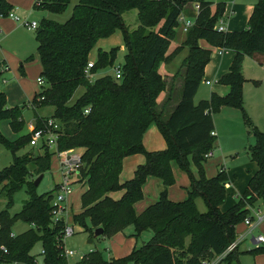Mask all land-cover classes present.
Masks as SVG:
<instances>
[{
	"label": "trees",
	"instance_id": "16d2710c",
	"mask_svg": "<svg viewBox=\"0 0 264 264\" xmlns=\"http://www.w3.org/2000/svg\"><path fill=\"white\" fill-rule=\"evenodd\" d=\"M190 1L198 4V10L189 9L186 0H77L65 22L43 18L38 23L35 40L45 85L35 93L30 105L34 114L37 108L53 107L50 117L60 127L56 152L81 150L76 180L84 182L86 188L73 221L89 237H93L96 228H101V236L108 238L128 226L133 227L132 236L136 239L143 231L152 232L146 242L133 246L124 257L106 259L100 251L92 250L73 264H207L224 254L237 237L236 226L246 217L251 218L250 209L264 201V132L253 129L255 143L249 153L257 168L236 202L226 210L220 207L230 183L227 172L220 168L215 176L207 178L202 166L216 138L212 134V113L222 106L242 107V58L264 55V0L253 5L246 28L223 32L217 31L216 25L223 16L224 2ZM69 2L36 0L34 7L61 13ZM11 9L7 0H0L1 16H7ZM131 9L137 10L138 26L129 32L122 14ZM180 14L193 17L194 24L186 31L181 45L165 55L168 41L176 35L174 27ZM117 30L122 32L127 49L121 77L107 74L89 79L84 69L91 51ZM200 40L217 49L231 50L234 56L217 80L228 86L227 94L221 96L212 91L208 99L195 103L194 96L211 54V49L199 45ZM184 47L187 54L181 64L182 72L173 76L182 77L180 98L165 116L175 88L170 84L165 104L158 106L156 97L168 85L158 67ZM96 49L92 75L113 64L117 47ZM6 69L0 63V77ZM79 87L82 91L72 101ZM5 99L0 90V120H8L10 129L19 132L24 126L22 108L6 107ZM35 116V126L40 127L45 117ZM151 124L162 135L164 149L144 148L143 134ZM29 140L30 133L11 141L0 132V145L13 155V162L0 170V196L4 193L8 199L6 208L0 210V264H39L31 253L38 242L43 250L39 253L41 264H70L58 247L64 220L53 219V189L39 194L29 178L49 169L54 152L41 145L37 156H16V151L28 145ZM138 153L144 156V162L136 166L131 178L120 181L123 159ZM188 154L192 155L199 176L192 178L185 199L173 201L167 196V189L174 182L171 162L187 169ZM149 177L160 181L158 199L136 213L135 205L143 198V185ZM24 185L28 198L20 211L11 215L8 208L13 194ZM118 190H123L122 195L112 198L110 193ZM198 196L207 205L206 212L198 211ZM16 221L28 223L29 228L13 234L11 228ZM261 251L264 245L249 250ZM237 254L238 247L225 253L216 264H230Z\"/></svg>",
	"mask_w": 264,
	"mask_h": 264
},
{
	"label": "rangeland",
	"instance_id": "374dc122",
	"mask_svg": "<svg viewBox=\"0 0 264 264\" xmlns=\"http://www.w3.org/2000/svg\"><path fill=\"white\" fill-rule=\"evenodd\" d=\"M7 1L12 5L10 13L16 15L18 20H12L8 16H0V63L7 66L5 73H3L0 77V90L5 94L6 107L17 105L22 108V119L24 122V126L21 131L13 132L9 127L8 120H0V132L7 139L12 141L20 135L29 134L27 121L36 119L35 114L37 116L42 115L43 110H45V115L47 116L51 113L52 109V107L37 108L34 114L33 110L29 106V102L33 99L35 93L40 92L41 90V87L36 81L37 77L40 76L41 65L37 54V43L35 40L36 30H28L23 22L25 20H34L39 23L41 19L45 18L63 23L70 17L72 8L77 3V0H70L67 8L61 13L35 8L34 3L36 0ZM186 1L188 4L192 3L190 0ZM206 1L214 3L218 1L225 2L228 11H233L232 16L240 15L238 26H241V14L245 15L248 14V12L251 13L253 5L257 0ZM192 6H194V4H192ZM211 9L213 10L214 7H211ZM122 17L129 32L138 26L136 9L124 12ZM247 21L245 28L247 27ZM174 31L176 32L175 36H178L181 33L185 34V32L182 31V24L179 21L174 27ZM168 42V46L165 48V55H170L177 48V44L174 40H170ZM97 47H102L104 50L117 47L116 55L111 66L98 70L95 75L89 76V79L107 74L113 76L114 69L119 65L122 66L125 54L127 53L122 32L117 30L109 38L99 41L90 53V61H95ZM178 55V58L176 59V66L182 63V58L185 53H181L180 50ZM29 57L32 58L28 59ZM225 57L226 56L224 55L221 58V56L218 55L217 48L211 49L210 59L204 68L197 92L194 96V100L196 102L200 99H208L210 92H212L218 85L214 79L216 74L222 68V61H224ZM258 59L262 61V64L259 63ZM162 66L163 64L160 63V68L158 67L159 73H164ZM241 73L244 78L241 86L242 107L222 106L212 113L214 126L217 131V136L213 142V148L210 151L211 153L213 151V156H208L207 160L202 162L204 173L207 178L215 176L218 170L223 168L227 172L229 179H232V183L226 186V200L222 210L227 209L236 202L248 178L257 168L256 163L251 160L249 153V148L255 143L253 129L264 132V55H257L256 57L244 56L241 60ZM205 80L212 81V84L206 85ZM81 91L82 88L79 87L75 91L71 100L73 101ZM180 91L181 87H177L174 94L180 95ZM227 92L225 94H227ZM163 98L164 93L160 92L156 97L157 104ZM156 131V135L154 136L155 139L150 140L151 143L149 145V149L145 148L146 150H161L166 147V143L159 130L157 129ZM40 146L41 145H25L16 151L15 155L21 156L23 154L30 153L33 156H37L40 153ZM48 150L51 152L53 151L54 154L51 156L49 169L43 174L41 180L36 186V191L39 194L52 189L54 192L56 184H60L63 181L61 162L60 157L56 152V146L49 147ZM80 154V149H73L70 151V155L80 156ZM134 157H139L141 159V163L144 161L141 153H138ZM187 158L189 161L187 169L181 168L175 161L171 162L174 182L168 187L167 196L173 201L185 199L188 195V191L190 190L192 178H198L199 176L198 170L192 161V155L188 154ZM127 161L128 160H124L122 165V171L120 173L121 181L129 179L133 175V169L135 166ZM12 162L13 155L11 151L0 145V170L9 166ZM31 167V164H29V168ZM76 176V172L68 174V183L70 184L71 192L67 196L65 202H63L66 207L67 218L70 222H72L75 229V233L66 237L64 240V247L76 252V255L69 257V262L71 264L76 262L81 255L86 254L91 250L100 251L106 259L124 257L130 253L133 246L138 247L151 237L152 232L147 230L143 231L136 239L132 236L134 232L133 227L128 226L123 230V232L118 233L113 237H94L91 243H87L89 233L83 231L81 226L75 223L72 219L73 215L80 211V195L86 188L84 182H78L76 180ZM37 177L38 176L36 175H32L29 178L35 181ZM155 179L157 178L149 177V179L144 183L143 198L135 205L136 213H140L149 204L158 199L160 187H158L159 183H156ZM121 192L122 190L113 192L112 195L115 197L114 199L120 197L122 194ZM27 198L28 195L26 193V186L24 185L13 194L12 203L8 208L9 213L11 215L18 213L22 208L23 202ZM7 201V196L4 193L1 194L0 210L6 208ZM195 203L198 211H207V205L201 196L196 197ZM254 208L256 211L259 210L261 213H264V201H258ZM255 224L256 221L252 220L251 225ZM27 228H29L28 223L24 221H16L12 226L11 231L16 235L25 231ZM236 233V239H238L243 233H245L246 236L238 247L237 257L233 258L230 264H264V251L257 253L249 252V250L257 247V245H254L250 241L251 237L264 235V220L258 223L251 231H249V228L244 224V222H241L236 226ZM40 252L41 245L40 242H38L31 250V253L36 255V260L39 264H41L42 260V257L39 255ZM219 260L220 258L217 257L209 262V264H216ZM221 264L226 263L222 262Z\"/></svg>",
	"mask_w": 264,
	"mask_h": 264
},
{
	"label": "built area",
	"instance_id": "2783aa9c",
	"mask_svg": "<svg viewBox=\"0 0 264 264\" xmlns=\"http://www.w3.org/2000/svg\"><path fill=\"white\" fill-rule=\"evenodd\" d=\"M194 9L198 10V4L194 5ZM7 16L10 17L12 20H18V17L14 15L13 13L9 12ZM224 18L225 17L222 16L220 19H218V22L216 25L217 31H220V32L227 31ZM177 20L181 22L182 31L185 33L194 24V21H195L194 18H189L182 14L178 16ZM23 24L26 26L28 30H37L38 28V22L34 20L33 21L25 20ZM223 50L224 49H218V53L219 54L222 53ZM93 64H94L93 61L89 60L87 62V65L84 69V72L86 73L87 76L92 75L90 74V69L93 67ZM121 67L122 66L119 65L114 69V77L117 79L121 77V69H122ZM36 81L40 87H44L45 80L41 76L37 77ZM205 84L210 85L211 82L209 80H205ZM84 112L87 113L88 109H85ZM27 126L29 129L28 133H30V140H29L30 146H39V145H46L48 147L56 146L58 130L60 129L59 124L56 120L52 119L51 117H48L43 120L42 125L40 127H36L35 122L33 121H30ZM212 134L215 135L214 131L212 132ZM70 151L71 150L57 152L58 156L60 157L61 170L63 173L62 174L63 181L60 184H56V189L53 192V196L51 199V205L53 206V213H54V216H53L54 221H57L61 218L64 220V228L62 230L61 242L59 243L58 247L61 250L60 254L63 257H65L68 262H69V257L76 255V252L71 249H66L64 247V240L66 237L73 235L75 233V229H74L72 222H70L67 218V211H66V207L64 206L63 202H65L67 196L71 192L70 184L68 183V174H71L74 172L77 173L78 166L80 165V156L70 155ZM211 154H212L211 152L207 153L206 154L207 158L208 156L210 157ZM250 210H251V218L246 217L244 219V223L249 228V231H251L258 223L264 220V213H261L259 210L256 211L255 208H251ZM252 220L256 221L255 225H251ZM242 238L243 236H240L238 239H235V241L230 243L228 247L226 248L224 254L234 250L238 246V243L241 242ZM253 243L254 245H257V246L260 244H264V235H257L253 237ZM41 252H43V250H41ZM84 255L85 254L81 255L78 260L82 259Z\"/></svg>",
	"mask_w": 264,
	"mask_h": 264
},
{
	"label": "crops",
	"instance_id": "0c3cea01",
	"mask_svg": "<svg viewBox=\"0 0 264 264\" xmlns=\"http://www.w3.org/2000/svg\"><path fill=\"white\" fill-rule=\"evenodd\" d=\"M219 2V1H218ZM221 2V1H220ZM223 2V1H222ZM215 3H217V2H215ZM225 3V2H224ZM191 4V5H190ZM192 4H194L195 5V2H192V3H187V7L189 8V9H192V10H194V6H192ZM212 7H214V5L212 6ZM232 12L233 11H228V8H227V5H226V3H225V9H224V12H223V16L225 17L224 19H225V26H226V28H227V30H242V29H244L245 28V25H246V21H247V19H248V16L250 15V12H248V14H241V21H242V24H241V26H238V22H239V20H240V15L238 16H232ZM184 37H185V34L184 33H181L180 35H178V36H175L174 37V41L176 42V44H177V47L178 46H180L181 45V43L183 42V40H184ZM176 39V40H175ZM199 45L201 46V47H203V48H208V49H212V48H214V47H211L206 41H204V40H200L199 41ZM181 53H185V55H183L184 57L186 56V54H187V48L186 47H184L182 50H181ZM178 55V54H177ZM174 56L173 58H171L168 62H161L162 64H163V66H162V69H163V71H164V73H160L161 74V77L163 78V79H165L166 81H167V89H165V90H163L162 92L164 93V98L158 103V106H163L164 104H165V101H166V99H167V97H168V93H169V87H170V84H173L174 85V91L176 90V88L177 87H181V84H182V77H180V76H177L176 78H173V76H174V74L177 72V71H179L180 70V72H182V69H181V64L182 63H180V65H178V66H176L177 65V63H176V59L178 58V56ZM218 55L219 56H221V58L225 55L226 57H225V59H224V61H222V68L219 70V72L216 74V77H215V81H216V83H217V80H218V78L223 74V73H225L226 71H227V69H228V66L230 65V63H231V61H232V59H233V56H234V53L231 51V50H226V49H224L223 50V52L222 53H218ZM184 57L182 58V61H183V59H184ZM257 59V58H256ZM258 61H259V63L260 64H262V61L261 60H259L258 59ZM160 68V67H159ZM6 71V70H5ZM5 71L3 72V73H5ZM5 80V79H4ZM210 81V80H209ZM211 82V84H212V81H210ZM210 84V85H211ZM218 85L216 86V88L213 90L214 92H216L217 94H219V95H223V94H225L228 90H229V88H228V86H224L223 84H219V83H217ZM161 92V93H162ZM179 98H180V95H173L172 96V98H171V100L168 102V104L166 105V109H165V113H164V115L165 116H167L168 114H169V111L176 105V103L179 101ZM201 100V99H200ZM194 102L195 103H197L195 100H194ZM31 101L29 102V106L31 107ZM48 107H51V106H47V107H45V108H48ZM44 108V109H45ZM32 110H33V108H31ZM33 112H34V110H33ZM45 110H43V113H42V115H39V117H45V118H48V117H50V115L53 113V107H52V109H51V113L49 114V115H45ZM30 121H33V122H35V119H33V120H29V121H27V123H29ZM27 129H28V126H27ZM158 128L154 125V124H151L146 130H145V132H144V134H143V138H142V143H143V146H144V148H146V149H149V145H150V143H151V141L150 140H152V139H155V135H156V130H157ZM28 132H29V129H28ZM214 133H215V135L217 136V131H216V127L214 126ZM15 136V135H14ZM18 138V137H17ZM148 145V146H147ZM148 147V148H147ZM150 151V150H149ZM137 154H134V155H130V156H127V157H125L124 159H123V162H124V160H128L127 162H129V163H131V164H134V169L136 168V166L138 165V164H141V159L139 158V157H134V156H136ZM213 156V151H212V154H211V156L210 157H212ZM143 158H144V156H143ZM144 162V161H143ZM142 162V163H143ZM134 169H133V171H134ZM149 178H147V180H148ZM156 180V183L158 182L159 184H158V187H160V181L158 180V179H155ZM120 181H121V179H120ZM231 182L228 184V185H230L231 183H232V179L230 180ZM227 185V186H228ZM245 186V185H244ZM113 193V192H112ZM112 193H110V196L112 197V198H115L113 195H112ZM121 193H123V190H122V192ZM122 195V194H121ZM120 195V196H121ZM240 195V194H239ZM119 198V197H118ZM117 199V198H116ZM226 200V199H225ZM137 204V203H136ZM231 204V203H230ZM225 205V202L221 205V210H222V207ZM228 206V205H227ZM229 208V207H228ZM226 210V209H225ZM245 224V223H244ZM240 236H243V238H242V240H241V242L244 240V238H245V236H246V234L245 233H243V234H241ZM250 241L253 243V237H251V239H250ZM241 242H239L238 243V246L237 247H239V245H240V243ZM254 244V243H253Z\"/></svg>",
	"mask_w": 264,
	"mask_h": 264
},
{
	"label": "water",
	"instance_id": "95a60500",
	"mask_svg": "<svg viewBox=\"0 0 264 264\" xmlns=\"http://www.w3.org/2000/svg\"><path fill=\"white\" fill-rule=\"evenodd\" d=\"M43 175H39L36 180L34 181V185L37 186L39 181L41 180ZM103 233V230L101 228H96L94 231H93V237H89V239L87 240V243H91L92 241V238L94 237H99L101 236Z\"/></svg>",
	"mask_w": 264,
	"mask_h": 264
}]
</instances>
